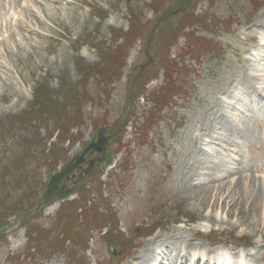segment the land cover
Returning a JSON list of instances; mask_svg holds the SVG:
<instances>
[{
  "label": "rangeland",
  "instance_id": "374dc122",
  "mask_svg": "<svg viewBox=\"0 0 264 264\" xmlns=\"http://www.w3.org/2000/svg\"><path fill=\"white\" fill-rule=\"evenodd\" d=\"M263 16L264 0H0V264H264ZM101 128L114 163L49 196Z\"/></svg>",
  "mask_w": 264,
  "mask_h": 264
},
{
  "label": "water",
  "instance_id": "95a60500",
  "mask_svg": "<svg viewBox=\"0 0 264 264\" xmlns=\"http://www.w3.org/2000/svg\"><path fill=\"white\" fill-rule=\"evenodd\" d=\"M104 133V130H101L99 132L100 134V139L97 143H91L89 145V147L85 150V152L87 150H89L90 148H94L96 151L99 152H103V154L106 153L107 151V138H102V135ZM85 152L77 157V161L76 162H71L70 164H66L63 166V168L59 171V173H57L56 175L52 176L51 180H50V193L53 192V190L55 188L58 187V185L64 180L65 176L68 175L72 170H74L76 167H78V165L84 161V154ZM113 162V158H108L107 159V164H111ZM91 164H93V162H91ZM70 195V191L68 189H64L63 192H61V199H65L67 197H69Z\"/></svg>",
  "mask_w": 264,
  "mask_h": 264
},
{
  "label": "bare ground",
  "instance_id": "6f19581e",
  "mask_svg": "<svg viewBox=\"0 0 264 264\" xmlns=\"http://www.w3.org/2000/svg\"><path fill=\"white\" fill-rule=\"evenodd\" d=\"M259 19H261V18H259ZM264 26V16H263V20H262V22H261V26ZM251 83V82H250ZM251 87H252V85H251ZM254 87V86H253ZM241 129V128H240ZM229 138V137H228ZM227 139V138H226ZM202 165H203V163H202ZM239 172V171H238ZM258 182V181H257ZM234 184V183H233ZM232 185V184H231ZM205 186H206V184H205ZM204 185H203V187H205ZM207 188V187H206ZM209 188V187H208ZM207 188V189H208ZM233 189V188H232ZM260 189V188H259ZM262 191V190H261ZM236 193V192H235ZM212 219V218H211ZM185 244H187V242H185ZM156 243H155V245L153 246V248H152V250L150 251L149 250V253L147 254L148 256H149V254H151L153 257H155V254H157V250H156ZM209 252V251H208ZM170 253V252H169ZM169 253H163V255L161 256V260L163 259L164 261V263H167V256L169 255ZM172 254V253H171ZM178 254L180 255V252H178ZM229 254L232 256V252H229ZM229 254H227L226 256H225V254L224 253H220V255L222 256V261H219V259H218V257H216L217 258V262H218V264H223L224 263V261H227V262H229V260H230V264H234V261H233V259L232 258H230V255ZM234 254V253H233ZM178 255V256H179ZM243 255V254H242ZM152 256H150L149 258H152ZM171 257V256H170ZM243 257H244V255H243ZM242 259V258H241ZM201 260V259H200ZM205 260V261H204ZM211 259H209V258H207V259H205V258H203V261L202 262H204L203 264H213V262H212V260L210 261ZM187 261L188 260H185V258H184V256H182V255H180V258L179 259H175V261H174V263H176V264H188L187 263ZM192 261V260H191ZM193 262V261H192ZM191 262V264H193ZM173 263V264H174ZM167 264H172L171 262H168ZM194 264H198V262L196 261V263H194ZM200 264H202V263H200ZM241 264H246L245 262H242Z\"/></svg>",
  "mask_w": 264,
  "mask_h": 264
},
{
  "label": "trees",
  "instance_id": "16d2710c",
  "mask_svg": "<svg viewBox=\"0 0 264 264\" xmlns=\"http://www.w3.org/2000/svg\"><path fill=\"white\" fill-rule=\"evenodd\" d=\"M79 227H80V226H79ZM81 232H85V230H81V231H79L78 233H76V234H75L76 238H77L78 234L81 233ZM63 236H64V234H63ZM57 245H58V242H56V243H54V244H51L50 246L53 247V248H55L56 251H59V250L65 251L64 249H60V248H58ZM62 246L64 247V244H62ZM38 248H39V245H38ZM39 250H40V251H43V249H40V248H39Z\"/></svg>",
  "mask_w": 264,
  "mask_h": 264
},
{
  "label": "flooded vegetation",
  "instance_id": "af4514ba",
  "mask_svg": "<svg viewBox=\"0 0 264 264\" xmlns=\"http://www.w3.org/2000/svg\"><path fill=\"white\" fill-rule=\"evenodd\" d=\"M89 155L92 154L91 152L88 153Z\"/></svg>",
  "mask_w": 264,
  "mask_h": 264
}]
</instances>
